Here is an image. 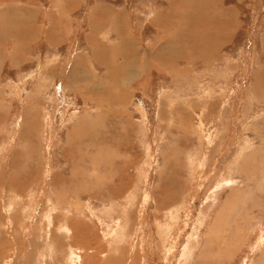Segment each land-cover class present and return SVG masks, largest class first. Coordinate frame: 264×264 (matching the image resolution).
<instances>
[{"label":"rangeland","instance_id":"obj_1","mask_svg":"<svg viewBox=\"0 0 264 264\" xmlns=\"http://www.w3.org/2000/svg\"><path fill=\"white\" fill-rule=\"evenodd\" d=\"M0 7V264H264V0Z\"/></svg>","mask_w":264,"mask_h":264},{"label":"bare ground","instance_id":"obj_2","mask_svg":"<svg viewBox=\"0 0 264 264\" xmlns=\"http://www.w3.org/2000/svg\"><path fill=\"white\" fill-rule=\"evenodd\" d=\"M14 7V6H13ZM21 7V6H20ZM28 8V7H27ZM2 11H3V9H2V7H0V27H3V28H1V29H3V30H5V29H9V30H7L5 33H9V31L11 32V31H15V30H13L12 28H8L9 26V24L11 25L12 23H15L14 22V18H12V17H14V16H12L11 18V20H9L8 19V17H7V19L8 20H6V19H4V13H2ZM23 11H24V9H23ZM22 11V12H23ZM24 13V12H23ZM33 13V11H30V10H28L27 9V11L25 12V18H24V20L26 21H28L27 23H25V29H31L32 27H31V21H32V17H31V14ZM17 17V16H16ZM16 19H18V18H16ZM19 20V19H18ZM17 20V21H18ZM20 21V20H19ZM8 26V27H7ZM0 29V30H1ZM27 30V31H28ZM2 31V30H1ZM26 32V31H25ZM4 36H6V34H3ZM26 35V34H25ZM18 40V39H17ZM19 45V44H18ZM1 56H3V54H2V52L0 51V57ZM75 128V127H74ZM244 148H245V146H244ZM241 149V148H240ZM36 150V149H35ZM242 150V149H241ZM226 183V182H225ZM233 197V196H232ZM231 197V198H232ZM234 198V197H233ZM239 199V198H238ZM240 199H241V197H240ZM233 200V199H232ZM236 200V199H235ZM234 200V201H235ZM241 201H243V200H241ZM10 202V201H9ZM226 202V201H225ZM233 202V201H232ZM235 202H237V201H235ZM227 204V203H226ZM224 205V207L225 206H227V205ZM8 205H9V203H8ZM235 205V204H234ZM6 206V205H5ZM255 206V205H254ZM10 207H11V205L9 206V210H10ZM237 207H235V209H236ZM240 208V207H239ZM225 209H227L226 207H225ZM225 209H224V211H225ZM7 210H8V208H7ZM8 213V212H7ZM226 213V212H225ZM251 213V212H250ZM230 217V216H229ZM221 219V218H220ZM245 220V219H244ZM216 222H217V220H216ZM233 222H236V223H234V228L232 227V229L230 228V230L232 231V233L230 234L229 233V231L227 230V229H225V227H223V229H217V231L215 232V234L214 235H216V237H214L215 238V240H219V241H217L218 242V244H219V246H222L223 244H225L224 246H225V248H220L219 250H218V252L216 253V254H214V253H212L214 256H212L211 257V259L213 260V262H214V264H221V261L222 260H224V259H227V258H229V256L235 251L233 248H237V247H239L240 245H241V243H242V240H243V238H244V234H243V231H245V229L244 228H247L246 226L245 227H243V225H242V227H239L240 226V224H239V222H238V220L237 219H235ZM221 223V222H220ZM223 224V223H222ZM250 224V223H249ZM227 225H229L228 223H227ZM216 226V225H215ZM225 226H226V224H225ZM229 227V226H228ZM227 227V228H228ZM231 227V226H230ZM213 228V227H212ZM210 229V228H209ZM213 230V229H212ZM215 230V229H214ZM210 231V230H209ZM214 232V231H213ZM224 232H228L230 235V237L227 239V242H226V237L224 238V235H223V233ZM221 233V234H220ZM226 234V233H225ZM56 240V239H55ZM59 241V240H58ZM193 241V240H192ZM188 243V242H187ZM212 243H213V239H211V237L210 238H207L206 237V242H205V244H204V247H207V246H212ZM216 243V242H215ZM214 243V244H215ZM217 244V243H216ZM217 244V245H218ZM65 245V244H64ZM63 245V243H62V246H64ZM216 245V246H217ZM230 245V246H229ZM231 245H232V247H231ZM68 246V245H67ZM64 247H66V246H64ZM211 248V247H210ZM209 248V249H210ZM204 249V248H203ZM218 249V248H217ZM67 250V249H66ZM202 250V249H201ZM212 250V249H211ZM187 252V251H186ZM201 253V252H200ZM73 255V254H72ZM264 256V254H261V256ZM225 257V258H224ZM71 258V257H70ZM68 260H70V259H68ZM263 263V262H262Z\"/></svg>","mask_w":264,"mask_h":264}]
</instances>
